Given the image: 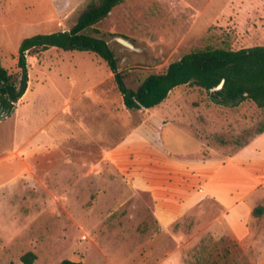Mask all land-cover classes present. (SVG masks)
Listing matches in <instances>:
<instances>
[{
    "label": "rangeland",
    "instance_id": "1",
    "mask_svg": "<svg viewBox=\"0 0 264 264\" xmlns=\"http://www.w3.org/2000/svg\"><path fill=\"white\" fill-rule=\"evenodd\" d=\"M100 1L0 0L4 68L19 72L25 38L69 31ZM88 33L109 43L127 86L137 89L193 50L263 46L264 0H125ZM27 62L28 91L12 113L0 109V264H23L28 252L37 255L33 264H264V211L251 217L243 239L209 228L219 213L214 204L209 214L163 232L151 196L101 162L103 149L142 122L140 111L118 110L122 94L101 57L53 47ZM173 105L190 115L207 114L196 107L208 110L205 155L248 144L264 122L253 102L220 106L193 86H179L157 110ZM31 144L42 149L39 164L44 157L43 173L38 168L33 177L25 172Z\"/></svg>",
    "mask_w": 264,
    "mask_h": 264
},
{
    "label": "crops",
    "instance_id": "2",
    "mask_svg": "<svg viewBox=\"0 0 264 264\" xmlns=\"http://www.w3.org/2000/svg\"><path fill=\"white\" fill-rule=\"evenodd\" d=\"M120 99L123 103L118 110L128 114L123 96ZM166 100L140 110L142 122L127 128L116 143L103 149L101 162L109 161L134 189L151 196L154 217L163 232H171L190 215L209 214V205L214 204L219 207L209 227L214 234L246 238L248 222L264 193V133L237 150L227 147L205 155L202 132L209 127L208 110L196 107L207 114L190 115L181 105H173L160 114L157 107ZM41 151L32 144L29 147L26 175L35 176L38 168L43 173L44 157L38 163ZM56 152L63 154L60 147Z\"/></svg>",
    "mask_w": 264,
    "mask_h": 264
},
{
    "label": "trees",
    "instance_id": "3",
    "mask_svg": "<svg viewBox=\"0 0 264 264\" xmlns=\"http://www.w3.org/2000/svg\"><path fill=\"white\" fill-rule=\"evenodd\" d=\"M124 1L101 0L83 13L71 30L25 38L19 47L18 73H10L4 68L0 58V109L3 114L12 113L28 90V56L39 55L53 47L64 51L92 52L101 57L113 72L124 104L130 111L152 109L162 104L175 88L187 85L207 92L217 105L236 108L251 101L264 113V46L239 50L196 49L171 63L165 72L146 77L137 89L129 88L109 43L88 33ZM223 80V88L214 90ZM263 133L264 122L259 128V134ZM263 211L264 207L258 206L253 214L259 216ZM36 259L34 252H28L21 257L23 264H33ZM60 264L85 263L64 259Z\"/></svg>",
    "mask_w": 264,
    "mask_h": 264
},
{
    "label": "water",
    "instance_id": "4",
    "mask_svg": "<svg viewBox=\"0 0 264 264\" xmlns=\"http://www.w3.org/2000/svg\"><path fill=\"white\" fill-rule=\"evenodd\" d=\"M119 41H120L122 44H124V45H126V46H128V47H131V48L134 47L131 43H129L128 41H126V40H124V39H119ZM224 83H225V80H223L222 83H221L218 87H216L214 90H221V89L223 88V86H224Z\"/></svg>",
    "mask_w": 264,
    "mask_h": 264
}]
</instances>
